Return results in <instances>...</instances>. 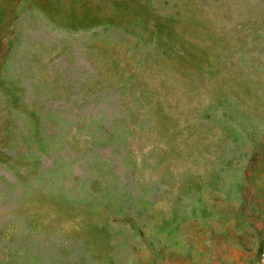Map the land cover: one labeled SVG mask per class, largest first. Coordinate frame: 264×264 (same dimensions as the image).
<instances>
[{
    "label": "rangeland",
    "instance_id": "1",
    "mask_svg": "<svg viewBox=\"0 0 264 264\" xmlns=\"http://www.w3.org/2000/svg\"><path fill=\"white\" fill-rule=\"evenodd\" d=\"M0 264H264V0H0Z\"/></svg>",
    "mask_w": 264,
    "mask_h": 264
}]
</instances>
